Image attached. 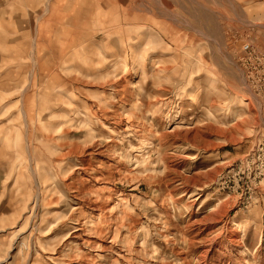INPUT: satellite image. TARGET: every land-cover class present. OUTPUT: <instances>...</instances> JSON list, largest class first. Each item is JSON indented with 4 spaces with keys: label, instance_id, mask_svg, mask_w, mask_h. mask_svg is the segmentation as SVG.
I'll return each instance as SVG.
<instances>
[{
    "label": "rangeland",
    "instance_id": "obj_1",
    "mask_svg": "<svg viewBox=\"0 0 264 264\" xmlns=\"http://www.w3.org/2000/svg\"><path fill=\"white\" fill-rule=\"evenodd\" d=\"M245 42L264 0H0V264H264Z\"/></svg>",
    "mask_w": 264,
    "mask_h": 264
},
{
    "label": "built area",
    "instance_id": "obj_2",
    "mask_svg": "<svg viewBox=\"0 0 264 264\" xmlns=\"http://www.w3.org/2000/svg\"><path fill=\"white\" fill-rule=\"evenodd\" d=\"M249 91L264 107V51L245 42L238 58Z\"/></svg>",
    "mask_w": 264,
    "mask_h": 264
},
{
    "label": "bare ground",
    "instance_id": "obj_3",
    "mask_svg": "<svg viewBox=\"0 0 264 264\" xmlns=\"http://www.w3.org/2000/svg\"><path fill=\"white\" fill-rule=\"evenodd\" d=\"M168 122H169V121H168ZM169 123H170V122H169ZM168 126H172V125H171V124H169ZM168 126H167V127H168Z\"/></svg>",
    "mask_w": 264,
    "mask_h": 264
},
{
    "label": "crops",
    "instance_id": "obj_4",
    "mask_svg": "<svg viewBox=\"0 0 264 264\" xmlns=\"http://www.w3.org/2000/svg\"><path fill=\"white\" fill-rule=\"evenodd\" d=\"M147 12H148V10H147Z\"/></svg>",
    "mask_w": 264,
    "mask_h": 264
}]
</instances>
